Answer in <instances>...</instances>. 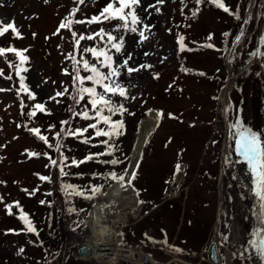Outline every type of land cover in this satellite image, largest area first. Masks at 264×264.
<instances>
[{"label":"rangeland","instance_id":"rangeland-1","mask_svg":"<svg viewBox=\"0 0 264 264\" xmlns=\"http://www.w3.org/2000/svg\"><path fill=\"white\" fill-rule=\"evenodd\" d=\"M107 3L109 0H85L79 5L80 11L75 18L98 15ZM224 3L234 12L239 11L241 19L225 13L209 0L199 6L196 0H184V3L165 0L163 4H156V0H140L137 15L143 23L154 25L150 31L145 30L146 40H142L138 32L116 31L117 25L122 23L118 20L73 25L78 34L87 35L103 28L118 38L123 36L122 53L114 49L109 53L117 64L130 53L129 66L147 64L152 67L131 75L121 70L119 82L127 88L129 98L123 100L114 96L112 100L117 104L123 102L128 111L122 117L119 114L112 117L124 121L123 135L115 140L118 150L114 155L66 168L70 174L61 177L44 155L29 156V152H47L53 158L58 154L28 129L40 128L54 144V134L61 130V121H70L73 129L95 122L73 117L68 110L71 105L75 111H82L88 98L85 96L79 105L70 99L74 91L72 78L64 73L65 69L73 73V62L68 59V54L74 52L70 32L64 29L59 35H53L58 25L77 7L76 0H47V3L45 0H0V20L8 23L14 19L23 35V38H14L9 32L0 38V47L27 49L25 67L28 71L23 75L37 96L33 101L17 93L19 78L9 62L19 61L11 53L0 57V70L4 73L0 76V88L5 89L0 92V146H5L0 147V181L4 182L0 183V196L4 201L0 203V264H96L78 257L79 248L91 236L90 212L100 202H106L111 209L109 214L113 215L112 208L123 211L125 206L121 204L127 200H122L117 207L107 195H98L93 200L68 197L62 190V183L81 189L103 185L102 191L107 193L116 182L104 177L112 171L121 174L129 168L139 129L152 113L156 116V124L132 181L134 189L139 191L138 201L144 203L139 218L129 216V224H135L138 219L140 222L126 229L127 242L141 244L157 261H167L173 256L196 264L200 261L197 260L199 251L214 241L218 229L221 250L225 247L231 252L228 263L264 264V257L250 244L252 240L259 243L256 233L264 229L260 202L253 193V176L248 165L234 151L236 129L232 127L240 120L264 139V55H250L258 50L264 53L261 43L264 0H224ZM150 4H156L160 11L156 8L145 11ZM196 7L200 11L193 17L192 10ZM245 20L248 22L244 23ZM242 29L244 35L237 44L236 36ZM224 33L229 35L226 37ZM209 34L212 40L207 39ZM178 35H184L185 44L194 50L180 51ZM209 43L214 47H201ZM88 47H104V43L99 37L95 41H81V49ZM83 57L96 63L91 53H83ZM181 59L184 64L179 62ZM182 68L190 71H182ZM88 74L81 71V75ZM9 75L11 80L5 78ZM229 84L232 86L231 109L226 117L227 103L223 93ZM85 86H92L91 82H86ZM64 88L69 89V95L57 97L60 103L48 99ZM43 102L51 115L38 112L36 117H30L32 106ZM88 107L90 109L91 105ZM160 112H163L162 118H158ZM169 113L176 119L169 118ZM50 125L56 127L49 131ZM93 131L89 129L85 135H93ZM103 139L94 138L87 145L78 138L62 136L69 163L72 157L83 160L89 153L105 151L106 147L100 144ZM113 158L124 163H102ZM177 164L183 168V178L174 185L176 192L173 194ZM36 174L51 176L52 181H41ZM37 187L39 190L34 195L23 191L31 192ZM42 200L44 204L40 203ZM14 201H19L24 213L28 214L38 236L24 230L18 208L13 207V214H7L5 204ZM58 220L65 226V241L60 247L56 239L60 235L55 229ZM224 236L228 237L226 241ZM165 238L167 244L163 243ZM175 248L182 251L176 252Z\"/></svg>","mask_w":264,"mask_h":264},{"label":"snow or ice","instance_id":"snow-or-ice-1","mask_svg":"<svg viewBox=\"0 0 264 264\" xmlns=\"http://www.w3.org/2000/svg\"><path fill=\"white\" fill-rule=\"evenodd\" d=\"M47 3V0H45ZM165 0H156V4H163ZM204 0H196V4L199 6L202 4ZM77 7H74L68 17H65L64 20L58 25L56 32L53 35H59L61 30L67 29L71 37L74 41V52L68 54V59L73 62V73H69L67 69L64 70L66 75H69L72 78V87L74 91L70 94V99L75 102L76 105H79L81 101L85 99L87 96L88 100L84 106L82 111H75L72 106H69V111L72 113L73 117H80L84 120L95 121L93 123H89L85 128H75L73 129L70 125V121L63 120L61 121V130L55 132L54 140L55 143H51L49 141V137L43 135L41 133L40 128H29L28 131L35 135L39 140H41L49 149H54V151L58 154L57 158H53L52 155H49L47 152L45 153H35L29 152V156H40L44 155L50 162L51 167L59 170L61 177H66L70 173L65 171L66 168H71L73 166L79 167L81 164L86 163L87 161L98 159L101 156H113L114 153L118 150V146L115 143V140L118 139L121 135H123L124 129V121L113 120L112 117L119 114L121 117L128 109L124 106L123 102L117 104L114 103L112 97L119 96L123 100L128 99V90L119 82V77L121 76V70H126L128 75H131L134 72H140L141 69L151 68V65L140 64L139 66L132 67L129 66V60H131V54L123 59V61L119 64L116 63L115 59L109 53L114 49L116 53H122L124 47V37L120 36L119 38L112 34V32H107L105 29L100 28L99 31L92 32L90 34H78L73 30L74 24H102L105 21L118 20L121 21V24L117 25L116 31L120 29H124L127 32L139 33V36L142 40H146L145 30L150 31L151 27L154 25H148L143 23L140 17L137 15L136 7L140 5V0H109V3L101 9L98 15H93L87 19H76V14L80 11L79 5H83L85 0H76ZM181 3H184V0H181ZM209 3L214 4L217 8L223 10L225 13L234 16L237 20L241 19L239 11H233L229 6L224 3V0H209ZM156 4H150L145 11H148L149 8H156V11L159 12L160 9L156 7ZM186 6V5H185ZM199 7H196L192 10V16L195 17L199 13ZM183 14V8L181 9ZM248 20H245L244 23H247ZM138 26H142L139 27ZM169 31H171L169 29ZM9 32L12 33L14 38H23L22 33L16 26L15 20H11L8 23H4L0 20V38L4 37ZM33 37H35V33H32ZM224 36H228L229 33H224ZM244 32L241 30L240 35L236 36V43L239 44L241 38L243 37ZM97 37L100 38V41L104 43V47H88L81 49L80 43L81 41L93 40L95 41ZM208 40H212V34H209L207 37ZM264 44V38L261 41ZM177 44L179 46L180 51H193L194 49L188 48L185 44V36L178 35ZM110 46V47H109ZM201 47L213 48V44H204ZM27 49H17L14 46L9 47H0V57H6L8 53L13 54L17 60L9 62V67L15 68L16 75L19 78V88H17V93H23L27 96L29 100L35 101L37 99L36 93L32 91V89L26 84V77L23 73L28 71V68L25 67L28 57L25 55ZM227 51V50H226ZM83 53H91L92 57L95 59L96 63H91L88 59H84ZM77 55L80 56V59H77ZM147 55V53H145ZM250 55H264V53L253 52ZM99 65V66H98ZM102 69H108L107 72ZM85 71L89 73L88 75H81V71ZM182 71L188 72L190 69L182 68ZM200 75H204V73H199ZM3 70H0V76H3ZM8 80L12 79V76L9 75L5 77ZM158 78V75H157ZM91 82L90 87H86L85 83ZM171 87V85L169 86ZM101 89V91H98ZM5 91V89L0 88V92ZM65 95H69V89L64 88L63 91H58L55 96L49 97V100H54L56 103H60V100L57 97H63ZM131 99H136V97H131ZM91 105L89 109L88 105ZM21 105H23V99L21 100ZM44 113L46 115H51V112L46 108V102L43 103H35L31 111L28 113L30 117H36L37 113ZM90 112L92 113L90 115ZM107 113V114H106ZM131 114V113H129ZM158 118L163 117V112L157 114ZM169 118L176 119L171 113H169ZM104 125V127H101ZM20 125H18L19 127ZM63 126H68L67 128ZM55 125L49 126V131L54 129ZM233 128L236 129L234 133L235 139V153L242 157V161L248 165L249 170L253 176V193L258 198L260 202L261 208V220L264 222V139L261 138V135L257 132L252 131L250 128L244 126L243 122L237 120L235 124L232 125ZM89 129L94 130L93 135L86 136L85 133H88ZM63 137H74V138H82L80 139L81 143L91 144L94 138L104 137L105 139L100 141V144L106 147V150L103 152L97 153H89L83 160H77L75 157L71 158V162L69 163V157L65 155L64 148L65 145L62 142ZM5 147V146H0ZM102 163L110 164V165H118L124 163V161L119 158H113L110 160L102 161ZM48 167V165H46ZM133 169L139 168V163L137 162L134 165H130ZM181 170V165H176V172L179 173ZM41 181L51 182V176H44L40 174H36ZM125 177H128L127 181ZM136 178V171L133 170L129 172L128 169H125L123 173L117 174L115 171L108 173L104 179H111L112 181L117 182L122 188L127 190L132 186V181ZM0 183H4L0 181ZM103 185H89L86 189H81L79 186L62 183V190L64 194L68 197L71 196H81L88 200L95 199L98 195H107V193H103ZM39 188L33 189L29 192L27 189H23L29 195H34ZM133 190L136 192V195L139 196V191ZM52 193H47V195H51ZM3 196H0V203H3ZM41 204H44L45 201H40ZM138 203H144V201H138ZM16 207L19 209L18 218L25 225V229L27 232L35 233L37 236L39 232L36 227L32 223L28 214L24 213L23 208L20 207L19 201H14L12 203L5 204V209L7 214L12 215V209ZM102 206V210H103ZM70 211H76V209H70ZM91 215V213H90ZM97 222L103 225H107L109 222L107 220H101L100 217H96ZM15 231V230H10ZM261 232H264V229L257 231L256 235L259 237V243L256 240L250 241V244L257 249L258 253L264 257V235H261ZM121 235H123L121 233ZM147 236V234H145ZM166 237V234H165ZM148 239H152L148 237ZM228 239L227 236H224V240ZM155 242V241H153ZM163 243L167 244V239L163 241ZM176 252H181L182 249L175 248ZM20 252H23V249H20Z\"/></svg>","mask_w":264,"mask_h":264},{"label":"bare ground","instance_id":"bare-ground-1","mask_svg":"<svg viewBox=\"0 0 264 264\" xmlns=\"http://www.w3.org/2000/svg\"><path fill=\"white\" fill-rule=\"evenodd\" d=\"M231 91H232V86L229 84L224 89V93H223L225 96V99H226V103H227V107L225 110L226 111L225 112L226 117H228V113L231 109V102L229 99ZM155 124H156V116L152 113L149 116V118L141 125L139 132H138L137 141L134 145V149L132 152V158H131L130 165H134L137 162L140 163L145 145L152 135ZM226 149H228L227 146L225 148V151H226ZM133 170L136 171V169H133L132 167L129 166L128 171L132 172ZM182 178H183V168L181 167L180 172L177 173L175 185H178V182ZM127 179H128V177H125L126 181H127ZM107 195L110 196V199H113V198L116 199V201L118 202L117 204H119V202L121 203L123 199H127L126 204L130 208H127L126 211L122 212V213H118L119 209L114 208L115 213L113 214V216L110 215L109 212H107L109 217H111V218H107L106 211L110 208L103 207V210H102V206H105V205L102 203L97 204V206L92 211L91 218L89 221L91 228L93 229L94 238H99L101 235L105 234L108 231V229L110 228V222L112 220L123 222L126 220L125 214H127V213L131 214L132 216H136L138 214V212L140 211L141 206H142V203H138L137 195H136L135 191L132 189V187H129L127 190H125L117 182L115 184H113L112 187L109 188ZM96 217H100V219L102 221L107 220L109 223L107 225H103L101 223H98ZM230 253H231L230 250L227 249V254L229 257H230Z\"/></svg>","mask_w":264,"mask_h":264},{"label":"built area","instance_id":"built-area-1","mask_svg":"<svg viewBox=\"0 0 264 264\" xmlns=\"http://www.w3.org/2000/svg\"><path fill=\"white\" fill-rule=\"evenodd\" d=\"M124 240L123 227H117L113 222L105 234L89 241L93 259L98 264H161L145 253L141 246L128 245Z\"/></svg>","mask_w":264,"mask_h":264},{"label":"water","instance_id":"water-1","mask_svg":"<svg viewBox=\"0 0 264 264\" xmlns=\"http://www.w3.org/2000/svg\"><path fill=\"white\" fill-rule=\"evenodd\" d=\"M221 183H220V193H221ZM217 233V231H216ZM217 241H218V236H217ZM214 241L210 244V247L208 249V260L211 264H219L220 259L221 263L225 264V257L222 256L221 258L219 257V250H218V242ZM78 255L81 258H89L91 255V250L90 247L85 244L84 246L80 247L78 250Z\"/></svg>","mask_w":264,"mask_h":264},{"label":"trees","instance_id":"trees-1","mask_svg":"<svg viewBox=\"0 0 264 264\" xmlns=\"http://www.w3.org/2000/svg\"><path fill=\"white\" fill-rule=\"evenodd\" d=\"M239 31V30H238ZM179 62L180 63H182V64H184L183 62H182V59L181 60H179ZM80 139H82V138H80ZM80 139H79V142H80ZM87 145H89V144H87ZM215 173H216V171H215ZM58 226L57 227H55V229H58V232H59V235L60 236H56V239H57V241H58V247H60L61 245H62V243L65 241V238H64V233H65V226H64V222L63 221H61V220H58Z\"/></svg>","mask_w":264,"mask_h":264}]
</instances>
